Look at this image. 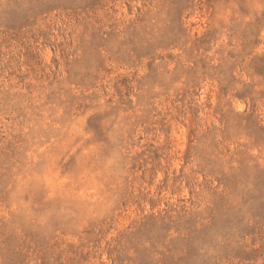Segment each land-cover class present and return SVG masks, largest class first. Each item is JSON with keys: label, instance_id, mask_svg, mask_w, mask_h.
<instances>
[{"label": "rangeland", "instance_id": "obj_1", "mask_svg": "<svg viewBox=\"0 0 264 264\" xmlns=\"http://www.w3.org/2000/svg\"><path fill=\"white\" fill-rule=\"evenodd\" d=\"M0 264H264V0H0Z\"/></svg>", "mask_w": 264, "mask_h": 264}]
</instances>
